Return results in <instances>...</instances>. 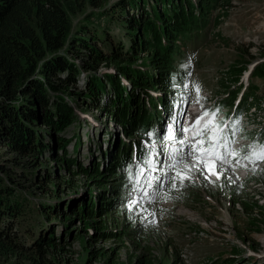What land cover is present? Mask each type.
Masks as SVG:
<instances>
[{
    "label": "rangeland",
    "instance_id": "obj_1",
    "mask_svg": "<svg viewBox=\"0 0 264 264\" xmlns=\"http://www.w3.org/2000/svg\"><path fill=\"white\" fill-rule=\"evenodd\" d=\"M119 1L107 0L102 9L88 8L85 13L73 17L74 26L94 24L100 31L106 30L109 38L115 43L122 41L128 44L125 28L120 22L121 13L115 7ZM187 2H190V9L183 13L185 19H177L176 26H170L169 29L173 39L177 28L180 34L177 38L179 42L173 39L174 45L160 57L165 67L164 71L167 72L165 75L167 82L171 84L172 90H177L175 96L170 99L171 103L166 105L168 107L166 118L169 119L166 122L167 126L173 125V121L177 120L182 111L178 101L180 98L188 97L192 91H202V93L211 91L221 97L226 94L223 90L224 86L230 85V91L236 92L235 87H239L234 81L236 75H242L254 63L258 68L250 79L249 96L245 98L249 102L254 101L259 108H264V77L262 76L264 74L262 54L264 0H232L228 7L211 11L208 18H204L201 13L198 0H187ZM149 3L155 4L150 1ZM172 3L176 1L172 0ZM151 5L147 6L148 9ZM157 7L166 12L169 10L164 2H159ZM106 11H109L108 15L103 14ZM130 12L137 17L140 14L136 8L131 9ZM87 15H93L92 19L86 21ZM163 42L164 46H167L165 38ZM103 43L100 42L98 45L105 51L108 48ZM187 44L190 45L188 50ZM150 54L151 57L144 56L143 60L151 59L153 50ZM170 57L175 59L169 60ZM141 63L139 61L138 66H141ZM241 68L244 70L238 74L236 71ZM115 70L114 67L105 66L99 70V73H114ZM180 74L184 77L182 78ZM80 82L82 85V81ZM164 90L166 89L162 88L159 91L151 89L150 92L151 95L164 98L167 96ZM183 102L184 100L181 103ZM77 110L83 121L75 124L67 135L71 137L74 132L80 135L79 140L77 135L68 146L71 156L76 157L77 163L88 168L104 162L105 168L108 166L113 168L110 151H117L118 158L122 160L125 158V162L118 169L120 177L113 178L112 171H108L104 177L97 178L98 184L95 189L105 195L98 199L96 206L93 203L92 207L88 208L96 217L74 215L67 219L63 218V222L55 217H52L51 221H46L54 225L52 230L55 237L60 238L63 233L60 243L50 252V257L55 259L57 264H264V171L254 176L255 181L252 182L244 179L245 171L233 170L238 166L234 165L235 162L232 165L230 162L222 165L216 162L213 169L215 174L207 169L201 174L193 168L189 173L190 180L181 182L178 179H170L176 176L177 170L169 169L168 156L170 153L178 156L180 152H186L188 143L179 144L178 133L175 140L164 139L166 131L158 133V136L155 133V141L158 143L155 146L162 145L161 141H163L165 148L153 161V167H149L155 187L158 181L160 183V194L153 199V191L145 193L143 190L145 183L151 186L148 176L144 178L139 176L140 179H136L133 176V166H138L139 150L148 151L150 144L144 141L142 135L152 133L156 127L158 118L154 116V110L150 111L148 121L145 119L142 121V131L137 134L133 132L131 140L123 133L120 125L107 117L104 112L101 113L100 110L90 107ZM253 110L248 111L249 118L254 119L255 123L261 120L263 126L264 113H260L258 109L257 116L252 117ZM244 117V120H247L246 114ZM234 121L235 118L231 120V124ZM239 125L243 130L246 129V122L245 126L242 121ZM234 126L236 128L238 122H235ZM253 128L261 130L260 126L248 127L249 130ZM250 135L252 139L256 138L255 133L250 132ZM151 137H154L153 133ZM122 140L126 144L127 141L133 143L129 156L121 154ZM258 140L259 138L257 141L253 140L257 149L261 145L262 136L261 141ZM79 141V149H75V144ZM242 142L248 140L243 138ZM99 145L102 147L101 151ZM103 154L106 156L104 157ZM13 160L20 161L21 158L17 154L10 153L6 148H0V162L7 163ZM109 160L110 164L107 165ZM126 163L132 165L130 173L126 169ZM53 164L56 167L55 163L49 164L52 170H54ZM9 165L16 170L20 168L11 162ZM59 175L61 180L49 184V189L58 191L60 197L58 199L44 196L34 185H24L27 189L20 188L18 193L28 197L35 206L41 203L53 206L63 199L69 206L73 205L74 200L78 201L77 204H82L89 201L91 192L94 194L92 186L96 178L83 174L76 176L73 180L74 183L76 182L73 191L69 187L70 176H66L63 169H59ZM136 176L138 177V174ZM135 179L137 181L133 182ZM237 186H240L238 191L241 190L242 193L243 190L246 191L243 200L248 211L241 203L233 204L238 197L233 196V189ZM109 191L112 192L108 194ZM124 193L127 194L126 197ZM110 200L116 205H113L110 211H106ZM133 200L136 201L135 204L130 203ZM40 209L42 210V206ZM96 209H99L98 213L95 212ZM30 221L35 222L33 218ZM69 221L70 223H67ZM62 223L71 226L70 230H66V234ZM22 225L19 224V229L26 233L27 229ZM46 228L50 229L48 225ZM115 234L120 236L117 237ZM113 235L115 238L110 237ZM26 238L28 246L31 245L32 239ZM28 262L30 261L27 256L18 253L9 252L7 257L0 256V264H29Z\"/></svg>",
    "mask_w": 264,
    "mask_h": 264
},
{
    "label": "trees",
    "instance_id": "obj_2",
    "mask_svg": "<svg viewBox=\"0 0 264 264\" xmlns=\"http://www.w3.org/2000/svg\"><path fill=\"white\" fill-rule=\"evenodd\" d=\"M106 1L0 0V148H6L21 158L20 161H9L20 167L19 170L10 166L9 162H0L1 257L13 252L27 256L29 264H57L50 257V252L60 243L63 233L60 238L55 237L54 225L46 221H51L52 217L62 221L74 215L96 217L88 208L93 203L96 206L98 199L105 195L95 189L97 178L104 177L108 171H112L113 178L120 177L118 169L125 158L119 159L117 151H110L113 168H105L104 162L86 168L71 156L68 146L77 135L79 140L80 135L78 132L71 137L67 135L75 124L83 121L78 108L90 107L104 112L120 125L131 140L133 132L137 134L142 131V121H148L150 110L147 101L154 109V116L161 119L157 101L149 91L165 88L164 94L167 96L158 99L165 106L177 93L165 78L167 72L160 57L174 45L173 39L179 42L177 28L173 39L169 29L176 26L177 19H185L183 13L189 11L190 2L120 0L115 7L121 13L120 22L128 39V44H125L122 41L115 43L106 30L100 31L94 24L74 26V16L85 13L88 8L102 9ZM149 1L155 4L151 5ZM231 1L198 0L204 18H208L214 9L228 7ZM159 2L168 6V12L157 7ZM149 5L150 9L147 7ZM134 8L140 11L138 17L130 12ZM108 12L103 14L108 15ZM93 15H87L85 20H91ZM164 38L167 46H164ZM100 42H104L108 49L104 51L100 48ZM151 50L152 58L143 60L144 56L151 57ZM262 54L264 56V52ZM139 61L142 62L141 66H138ZM105 66L116 70L114 73H99ZM143 67L148 69L144 70ZM243 70L241 68L236 72L240 74ZM142 137L149 142L155 140V136L148 134ZM132 144L120 141L121 154L129 156ZM79 146L80 141L75 144V149H79ZM99 148L101 151L102 147ZM149 152L139 150V159H148ZM51 163H55L54 170L49 167ZM126 164L130 173L132 165ZM133 168L134 174H138L137 165ZM59 169L70 176L69 187L73 191L76 176L83 174L96 178L92 186L94 194H89V204L85 200L77 204L78 201L74 200L73 205L69 206L63 199L53 206L43 203L35 206L28 197L18 193L20 188H26L24 185H34L44 196L60 198L58 191L49 189V184L61 180ZM239 187L233 189V196H238L233 203H241L248 211L243 200L246 191H238ZM123 195L127 196L126 193ZM111 201L106 211L113 207ZM95 212L98 213L99 209ZM31 218L35 222L32 223ZM19 224L25 225L26 233L19 229ZM66 224L62 223L64 234L71 228ZM46 225L50 229L47 230ZM26 237L32 239L29 246ZM110 237L115 238L114 235Z\"/></svg>",
    "mask_w": 264,
    "mask_h": 264
},
{
    "label": "snow or ice",
    "instance_id": "obj_3",
    "mask_svg": "<svg viewBox=\"0 0 264 264\" xmlns=\"http://www.w3.org/2000/svg\"><path fill=\"white\" fill-rule=\"evenodd\" d=\"M218 111V110H217ZM207 116L208 113L205 112L203 114ZM212 119L201 124V120H203V116L197 117L194 123L189 128H184L181 122L177 119L173 121V125H169V130L164 137L167 140H175L177 139L175 134H180V138L177 142L181 145L188 143V150L186 152H180L179 155L169 154V169H176V176L170 177V179H178L181 182L183 180H190L191 176L189 173L193 168H196L198 171L203 174L205 169L213 171L215 174L214 166L217 161L221 163H226V157L222 156L221 153L217 151L219 148H227V136L225 134V129L227 125L221 127L220 125L215 123L214 117L215 113L212 114ZM193 132V136L191 138V142H187L183 133L185 132ZM149 136L152 133H148ZM163 144V141H161ZM252 151L246 152L241 158L242 159H251L253 156L255 159L264 160V145H259L257 149L256 145L249 146ZM227 155H238L233 151H228ZM187 161H194V163H187ZM144 163L148 167H153V164L150 160L145 159ZM239 163V161H237ZM184 167L181 168L180 166ZM200 166V167H198ZM160 194V183L158 181L156 187L153 188L152 198L155 199ZM130 203L135 204L136 201L133 200Z\"/></svg>",
    "mask_w": 264,
    "mask_h": 264
},
{
    "label": "bare ground",
    "instance_id": "obj_4",
    "mask_svg": "<svg viewBox=\"0 0 264 264\" xmlns=\"http://www.w3.org/2000/svg\"><path fill=\"white\" fill-rule=\"evenodd\" d=\"M156 105H158L159 106V109H158V111H160V113H165V114H167V106H165V104H163V103H161V102H159V103H156ZM150 106H152V105H150ZM149 108V107H148ZM149 110L150 111H152V107H151V109L149 108ZM154 110V109H153ZM196 109L195 108H193L192 109V112H194ZM169 120V119H168ZM191 120H192V115L191 114H189L187 117H186V124L187 125H189L190 123H191ZM165 125V126H164ZM169 125H172V124H169ZM169 125L167 126V124L165 123V124H161L160 126H158L157 128L155 127V129L153 130V134H154V136H155V133L157 134V136H158V133L159 134H161V132H163V131H166V132H168V130H169ZM165 129V130H164ZM155 132V133H154ZM150 153V156L148 157V160H150L151 161V158L155 155L156 156V154H158V156H160V154H161V151H158V152H156V151H152V152H149ZM163 157H164V154H163ZM150 158V159H149ZM144 163V161H141V160H139V162L138 163ZM145 164V163H144Z\"/></svg>",
    "mask_w": 264,
    "mask_h": 264
}]
</instances>
